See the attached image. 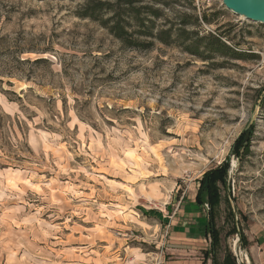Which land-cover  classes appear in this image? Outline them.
<instances>
[{
  "label": "rangeland",
  "instance_id": "374dc122",
  "mask_svg": "<svg viewBox=\"0 0 264 264\" xmlns=\"http://www.w3.org/2000/svg\"><path fill=\"white\" fill-rule=\"evenodd\" d=\"M82 1L0 0V264H163L181 214L195 206L208 221L195 195L224 167L217 258L252 264L264 24L222 0H181L169 22L205 14L202 32L252 55L204 61L175 43L123 46L76 16Z\"/></svg>",
  "mask_w": 264,
  "mask_h": 264
},
{
  "label": "trees",
  "instance_id": "16d2710c",
  "mask_svg": "<svg viewBox=\"0 0 264 264\" xmlns=\"http://www.w3.org/2000/svg\"><path fill=\"white\" fill-rule=\"evenodd\" d=\"M180 2L181 0H83L75 13L79 18H90L98 22L126 47L150 48L157 40L165 45L175 43L184 52L204 61L215 59V55L234 59L252 56L243 53L236 45L225 43L221 34L202 32L200 20L208 21L205 14L198 16L181 11L178 14L180 15L178 23L169 22L165 11L174 10V5L178 3L181 5ZM158 21H161L160 24ZM224 168L223 172L219 170L207 172L204 186L201 185L204 191L200 190L195 195L194 202L198 207H202L204 202L209 206L208 221H205L203 227L210 242L209 249L203 254V264H206L208 258L212 264H236L230 253H225L221 260L217 258L220 238L215 228L214 217L221 194L218 193L214 181L218 178L224 181L226 171ZM202 194H205V200ZM240 216L242 221H247L242 214ZM231 231L235 233V226ZM240 234L243 239L244 233L241 230Z\"/></svg>",
  "mask_w": 264,
  "mask_h": 264
},
{
  "label": "crops",
  "instance_id": "0c3cea01",
  "mask_svg": "<svg viewBox=\"0 0 264 264\" xmlns=\"http://www.w3.org/2000/svg\"><path fill=\"white\" fill-rule=\"evenodd\" d=\"M194 205V204H193ZM195 206L181 214L180 222L169 232L168 244L165 247L168 260L163 264H203V254L209 249L208 237L204 233L205 219ZM247 256L252 264H264V231L252 234ZM206 264H211L206 260Z\"/></svg>",
  "mask_w": 264,
  "mask_h": 264
},
{
  "label": "water",
  "instance_id": "95a60500",
  "mask_svg": "<svg viewBox=\"0 0 264 264\" xmlns=\"http://www.w3.org/2000/svg\"><path fill=\"white\" fill-rule=\"evenodd\" d=\"M222 5L242 18L264 24V0H222Z\"/></svg>",
  "mask_w": 264,
  "mask_h": 264
},
{
  "label": "built area",
  "instance_id": "2783aa9c",
  "mask_svg": "<svg viewBox=\"0 0 264 264\" xmlns=\"http://www.w3.org/2000/svg\"><path fill=\"white\" fill-rule=\"evenodd\" d=\"M239 264H241V263H239Z\"/></svg>",
  "mask_w": 264,
  "mask_h": 264
}]
</instances>
